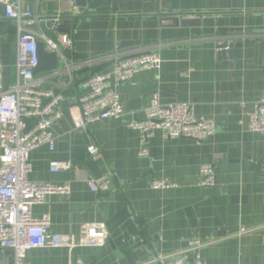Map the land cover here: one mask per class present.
Wrapping results in <instances>:
<instances>
[{"label":"crops","instance_id":"obj_1","mask_svg":"<svg viewBox=\"0 0 264 264\" xmlns=\"http://www.w3.org/2000/svg\"><path fill=\"white\" fill-rule=\"evenodd\" d=\"M41 20L72 18L71 33L43 24L50 37L68 35L61 47L68 62L107 55L157 54L159 69L144 70L119 88L123 116L75 129L69 108L79 105L83 81L109 70L105 63L56 76L38 75L63 96V118L53 125L55 148L31 152L33 182L71 185V194L48 196L33 216L51 217L50 231L75 235L85 224H104L103 246L33 249L24 264H152L180 252L191 240L206 246L205 264H264V136L247 128L249 114L264 93V0H91L77 14V0H22ZM178 16L195 25L174 26ZM49 29V30H48ZM17 28L0 4V63L3 83H17ZM227 44L225 54L218 46ZM97 68L98 72L93 73ZM162 104L190 103L198 118L212 119L216 133L197 142L165 137L156 130L149 155L140 134L129 128L144 120L153 94ZM96 146L97 155L88 148ZM54 161L72 162L53 173ZM212 162L217 182L200 185V168ZM109 179L108 193L93 192L89 181ZM154 180L173 184L153 190ZM247 231V233H244ZM12 258L11 252H7ZM4 256L0 248V264Z\"/></svg>","mask_w":264,"mask_h":264},{"label":"built area","instance_id":"obj_2","mask_svg":"<svg viewBox=\"0 0 264 264\" xmlns=\"http://www.w3.org/2000/svg\"><path fill=\"white\" fill-rule=\"evenodd\" d=\"M0 4L5 7L6 17L14 21L17 28L15 66L18 78L16 84L6 87L0 63V248L3 264H24L27 253L33 249L103 246L109 237L104 224H85L78 234L61 235L50 231L49 214L42 218L33 216V207L44 204L48 196L71 194L68 183L54 185L29 179L31 152L43 145L54 150L56 137L52 128L63 118L61 103L64 98L61 92L45 87V79L34 75L38 66V43L44 42L47 52L59 54L56 76L67 74L71 77L81 67L110 64L109 70L83 81L84 93L79 105L69 108L74 127L78 130H86L97 122L120 119L124 109L119 88L130 83L141 71L159 69L162 61L155 53L141 52L107 55L71 65L61 51V47L72 46L68 35L50 37L46 34L42 28L48 22L41 20L35 11L24 8L22 0H0ZM56 20L59 26L61 20ZM129 128L140 134L142 156L149 155V142L156 130H161L170 139L188 138L197 142H203L216 133L215 121L198 118L192 104H162L159 92L153 94L146 118L130 123ZM247 128L264 136V93L249 114ZM88 153L97 155V147L90 146ZM72 167V162L54 161L50 164L53 173ZM199 173L201 186L216 184L212 162L203 164ZM89 186L93 192L110 191L108 178L90 180ZM172 186L167 180H154L150 185L153 190ZM206 245L201 240H191L186 249L159 256L152 264H205L199 251ZM9 251L12 258L6 256Z\"/></svg>","mask_w":264,"mask_h":264},{"label":"water","instance_id":"obj_3","mask_svg":"<svg viewBox=\"0 0 264 264\" xmlns=\"http://www.w3.org/2000/svg\"><path fill=\"white\" fill-rule=\"evenodd\" d=\"M91 0H77V6L79 7L77 10V14L83 12V9L88 5ZM166 22H171L174 26L178 25H195L196 20L184 19L181 20L178 16H167L163 19ZM71 23L72 18L65 19L60 22L59 26L57 25V20L51 19L47 26L49 29L54 30L55 32H59L61 34H69L71 33ZM234 46H228L227 44H222L218 46L219 54H225L227 48H233ZM60 65V57L57 52H47L45 50L44 42L38 43V66L35 69L34 75L38 76L45 73H52L59 68ZM100 68H97L93 71L96 73Z\"/></svg>","mask_w":264,"mask_h":264}]
</instances>
